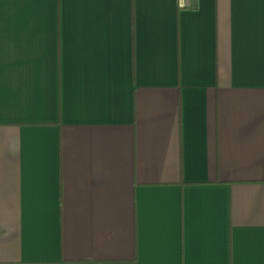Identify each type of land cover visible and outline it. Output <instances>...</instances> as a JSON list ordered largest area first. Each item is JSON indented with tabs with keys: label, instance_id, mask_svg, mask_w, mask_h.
<instances>
[{
	"label": "crops",
	"instance_id": "0c3cea01",
	"mask_svg": "<svg viewBox=\"0 0 264 264\" xmlns=\"http://www.w3.org/2000/svg\"><path fill=\"white\" fill-rule=\"evenodd\" d=\"M0 264H264V0H0Z\"/></svg>",
	"mask_w": 264,
	"mask_h": 264
},
{
	"label": "built area",
	"instance_id": "2783aa9c",
	"mask_svg": "<svg viewBox=\"0 0 264 264\" xmlns=\"http://www.w3.org/2000/svg\"><path fill=\"white\" fill-rule=\"evenodd\" d=\"M180 2H181L182 4H184V3L186 2V0H180Z\"/></svg>",
	"mask_w": 264,
	"mask_h": 264
}]
</instances>
